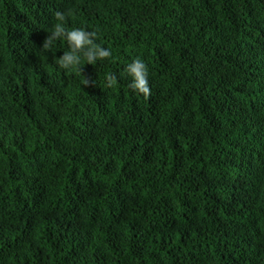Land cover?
<instances>
[{
	"label": "trees",
	"instance_id": "trees-1",
	"mask_svg": "<svg viewBox=\"0 0 264 264\" xmlns=\"http://www.w3.org/2000/svg\"><path fill=\"white\" fill-rule=\"evenodd\" d=\"M0 264H264V0H0Z\"/></svg>",
	"mask_w": 264,
	"mask_h": 264
},
{
	"label": "clouds",
	"instance_id": "clouds-1",
	"mask_svg": "<svg viewBox=\"0 0 264 264\" xmlns=\"http://www.w3.org/2000/svg\"><path fill=\"white\" fill-rule=\"evenodd\" d=\"M55 19L56 23L49 31L50 35L43 41L39 50L43 53L52 51L54 42L63 40L68 50L63 51V54L55 59V63L60 69H76L82 62L95 65L98 61L111 58V50L96 42L97 36L94 31L83 27L68 29L65 24L66 16L61 12L55 14ZM122 75L130 78L128 87L133 93L143 94L145 97L149 95V69L142 58L137 56L131 59L124 66ZM104 81V86L111 88L117 83V77L108 73L104 76ZM87 83L88 81L85 79V84Z\"/></svg>",
	"mask_w": 264,
	"mask_h": 264
}]
</instances>
